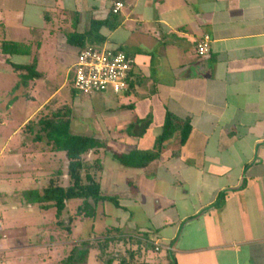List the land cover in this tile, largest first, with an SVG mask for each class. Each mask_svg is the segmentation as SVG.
Instances as JSON below:
<instances>
[{
	"label": "crops",
	"instance_id": "0c3cea01",
	"mask_svg": "<svg viewBox=\"0 0 264 264\" xmlns=\"http://www.w3.org/2000/svg\"><path fill=\"white\" fill-rule=\"evenodd\" d=\"M117 1L123 9L113 14ZM62 31L73 51L72 68L85 47L131 57L128 87L119 95L86 97L75 90L62 95L61 85L36 107L27 103V113L0 89V156L16 142L0 178L14 169L27 172L31 187L0 190V213H11L6 224L0 216V264L25 250L51 253L58 245V219L46 222L40 213L55 208L21 198L24 191L41 193L52 179L68 185L64 154L35 139L39 120L57 110L70 111L72 134L100 141L82 158L86 167L100 165V194L112 199L100 202V264H264V0H0V73L13 69L22 77L17 85H25L24 68L43 67L41 53L55 52ZM204 36L209 50L199 56ZM22 96L34 105V98ZM99 102L100 115L94 109L85 127L74 126L85 117L83 104ZM168 113L186 124L155 160L134 168L115 158L152 151ZM22 132L32 140H16ZM73 202L76 211L82 204L67 201L66 226ZM34 215L36 229L28 223ZM45 230L48 240L40 236ZM77 242L75 258L86 240ZM111 248L117 253L103 260Z\"/></svg>",
	"mask_w": 264,
	"mask_h": 264
},
{
	"label": "rangeland",
	"instance_id": "374dc122",
	"mask_svg": "<svg viewBox=\"0 0 264 264\" xmlns=\"http://www.w3.org/2000/svg\"><path fill=\"white\" fill-rule=\"evenodd\" d=\"M36 32L33 35L37 36V39L39 38L38 40H40L42 38L40 31L37 33ZM65 38L66 36L64 35L63 31L57 32L55 52L53 51V49H51V51H53L51 53L48 52V50L44 51V53H41V57H43V61L41 64L42 66L43 65L44 66L33 68L32 70H30L29 75L25 77V80H27L25 85L23 86L22 84H20L19 86L17 85L18 82L20 83V81H22L21 80L22 77L18 78V76L14 75L12 73L13 69L10 72L0 73V89L3 90V88H5L7 90L5 94L6 96L5 99L12 97V96L16 97L17 102L19 101L17 103L18 111L21 110V106L19 105H25V107L23 106V109H24L23 111L24 113H27L28 110H30L29 107H26L27 103H29V105L32 107H36L38 104L44 101L46 96H48V94L52 92V90L55 87H59L61 85L64 86L61 92L62 95L65 93L69 95L70 92L71 93L72 91L74 92L73 84L71 81L72 69H73L71 67L72 59H73V51L71 50V48L65 46L64 44ZM9 46L13 47L12 44H10ZM33 48L35 49L36 46L33 45L32 48H29V51H28L29 53L27 52L28 54L32 55V58L34 56L33 53L31 52ZM26 60L25 62H23V64L24 63L26 64ZM39 70H42L44 73L47 74L48 77L45 81H43V79L35 78V76L34 78L30 76V75H34V73H39ZM18 71L21 72L22 70L18 69ZM24 92L27 93V95H29L30 97L34 98L35 100L34 105L30 104L31 102L30 99L23 98L22 94ZM105 93L113 94L112 92H105ZM96 94H101V93H96ZM96 94H93V95H96ZM63 98L64 97H60V101ZM60 101H57L58 105H60ZM98 104L99 105H96L95 103L83 104L85 117L83 118L82 123H79L80 121L74 122L73 123L74 126L82 127L84 125L85 127L86 118L88 117L87 115L90 116V114L92 113L94 109L96 110L95 111L96 114L100 115V102ZM19 115H21V112L15 113V117H19ZM74 120H77V118L75 117ZM88 127L91 128L90 120L88 121ZM89 136H92V135L90 134ZM21 137H26L28 139L27 142L32 140V138L27 136V133L25 132L24 133L22 132L16 140L20 139ZM15 143L16 142L14 141L12 144L7 146V148H4V150L2 151L4 155L0 156V167L3 166V161L5 160V158H7V156H11V152L14 151ZM27 150H30V149H27ZM30 161H32V158H30ZM16 165L17 164H15L14 167ZM26 167L31 168L32 166L31 164L30 165L26 164ZM29 176L30 174H27V172L17 173V170L14 169L13 172H11L7 177L0 178V190L2 189L20 190V191L27 190L31 188L29 187V184H28L30 181L28 179ZM21 198L23 200L22 196ZM74 205L77 206L76 204H74V202L71 203V205L69 206V210H70L69 213L70 215L72 214L70 217V222H69L71 226L70 228L71 233H67V229H66L67 224L64 218H61L62 223L54 227V231L56 232L54 237L58 245L56 246V248L52 249L51 253L49 252V250H46V248L44 250H42L43 248H39V249H36L35 251L25 250L23 254L17 253V254L11 255L10 258H7L4 262L2 261L1 264H86L87 259H89L88 264H100V232H101L100 231V204H98L97 206L96 218L94 220L86 218L87 220L85 221L83 220V218H80L79 215H76L75 213L76 210L73 208ZM40 213L44 216L46 222L49 220H52V221L57 220L56 215H55V210H51L48 213L45 211H42ZM35 214H38V213H35ZM1 215L3 216L4 224L7 223L8 218L9 220H11V213H9V215L7 213H0V216ZM28 223H31L32 224L31 227H34L36 229L35 226L37 224V219L35 218V215L34 217L29 216ZM35 229L32 231V233L36 232ZM42 230H44V228H42ZM47 232L48 231L45 230L44 234H40V236H42L44 240H48V234L46 235V237H44ZM69 236H70L71 243L65 245L64 242L66 239L67 240L69 239ZM80 239L86 240L85 242L86 246H82V247L87 249L88 253H87V256L85 257V260H74L76 259L75 253L78 252V249L80 247L77 241ZM110 241L113 242V240H110ZM108 244L109 243L107 242V245ZM109 247H111L110 244H109ZM65 249L68 250L69 252H67V255L64 257L63 254L65 252ZM70 249L72 250V252ZM150 251L151 250H149V252ZM116 253L117 252L114 253V248H111L109 255L102 256V259L105 260L108 256L109 258H112L113 255H115ZM47 254L48 255L50 254L52 258L49 259L47 257ZM54 257H56V259Z\"/></svg>",
	"mask_w": 264,
	"mask_h": 264
},
{
	"label": "trees",
	"instance_id": "16d2710c",
	"mask_svg": "<svg viewBox=\"0 0 264 264\" xmlns=\"http://www.w3.org/2000/svg\"><path fill=\"white\" fill-rule=\"evenodd\" d=\"M33 68V66H30L24 69L29 72ZM30 76H39V74L34 73V75ZM69 116V110H57L51 114L50 118L39 120L40 133L35 137L36 140L45 139L50 151L64 154L67 161L68 185L63 186L57 178L50 180L41 193L36 190H28L21 194L26 203L39 204L41 209L55 208L58 225L62 223L61 218H63L66 203L69 200H82V204L77 208L76 215H81L91 220L96 218V209L100 202L112 200L102 197L100 194V184L96 176V173L100 172V165L94 164L86 167L82 162L84 155L100 148V141L93 137L72 134L70 132ZM185 124H180L176 117L168 113L165 117L162 134L156 139L152 151L133 152L128 156L115 155V158L126 167L140 168L159 156L165 146L164 144L172 138L178 126L181 127L180 134H182ZM67 221L69 223L70 218ZM66 229L70 230V224H68ZM83 246H86V243ZM87 253V249H84L82 253L77 255L78 258L74 260H85ZM123 262L125 261H121V264ZM108 264H111V262H108Z\"/></svg>",
	"mask_w": 264,
	"mask_h": 264
},
{
	"label": "built area",
	"instance_id": "2783aa9c",
	"mask_svg": "<svg viewBox=\"0 0 264 264\" xmlns=\"http://www.w3.org/2000/svg\"><path fill=\"white\" fill-rule=\"evenodd\" d=\"M123 3H114L112 12L119 13ZM210 39L204 36L196 46L199 56L208 53ZM133 60L124 52L108 49L85 47L80 50L72 69L73 89L81 96L112 92L119 95L127 90ZM160 245L156 244L155 250Z\"/></svg>",
	"mask_w": 264,
	"mask_h": 264
}]
</instances>
